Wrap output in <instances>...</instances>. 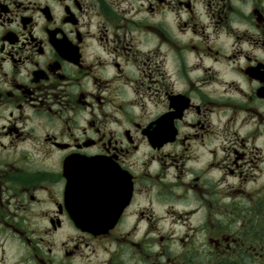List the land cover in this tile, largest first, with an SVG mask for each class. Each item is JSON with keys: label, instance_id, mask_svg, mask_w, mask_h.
Masks as SVG:
<instances>
[{"label": "flooded vegetation", "instance_id": "1", "mask_svg": "<svg viewBox=\"0 0 264 264\" xmlns=\"http://www.w3.org/2000/svg\"><path fill=\"white\" fill-rule=\"evenodd\" d=\"M0 264H264V0H0Z\"/></svg>", "mask_w": 264, "mask_h": 264}, {"label": "water", "instance_id": "2", "mask_svg": "<svg viewBox=\"0 0 264 264\" xmlns=\"http://www.w3.org/2000/svg\"><path fill=\"white\" fill-rule=\"evenodd\" d=\"M113 215L116 214L115 211L112 212ZM92 216L89 213H84L78 217V221L85 226V228H93L94 224L91 223Z\"/></svg>", "mask_w": 264, "mask_h": 264}]
</instances>
